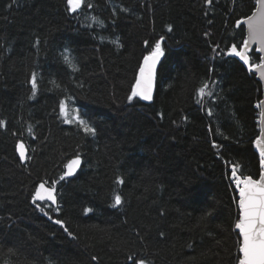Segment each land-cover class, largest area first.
I'll list each match as a JSON object with an SVG mask.
<instances>
[{"label": "trees", "instance_id": "trees-1", "mask_svg": "<svg viewBox=\"0 0 264 264\" xmlns=\"http://www.w3.org/2000/svg\"><path fill=\"white\" fill-rule=\"evenodd\" d=\"M256 6L0 0V264H239L231 173L261 172L262 89L228 53ZM156 43L153 99L129 100ZM53 182L56 206L33 203Z\"/></svg>", "mask_w": 264, "mask_h": 264}, {"label": "snow or ice", "instance_id": "snow-or-ice-1", "mask_svg": "<svg viewBox=\"0 0 264 264\" xmlns=\"http://www.w3.org/2000/svg\"><path fill=\"white\" fill-rule=\"evenodd\" d=\"M82 3L83 0H68L69 10L75 12L80 8ZM257 5L255 13L244 21H237L238 28L241 23L247 25L248 35L247 39L242 41L243 50L238 51V46L233 44L228 53L230 56L239 57L245 64L249 63V57L246 53L253 42L259 45L258 51L264 52V0H257ZM161 55H163V52L160 43H156L154 50L144 57L129 100L136 96H139L142 100L152 99L156 65ZM65 61L71 65V60L68 56H65ZM257 67H264V64L257 65ZM32 86L35 92V76L32 78ZM207 87L208 85L205 84L199 89L201 95L204 94ZM261 104L264 105V101ZM61 111L64 112L63 103L61 104ZM79 123L86 133H95V129L90 127L86 121L80 120ZM0 126H3V122H0ZM256 146L259 149L261 167L264 168V140L257 139ZM19 155L21 161H23L25 159V146L23 143L19 144ZM79 164L80 160L78 158L71 160L66 165L68 171L64 175H72L74 169ZM231 176L239 193V216L235 223V228L239 230L238 235L242 237L239 247L242 257L239 258V264H264V172H261L259 179H253L251 176H246L242 173L238 175L234 167ZM60 179H64V176H61ZM54 192L55 182H53L52 187H46L44 183H41L34 193L33 203L37 201H50L52 204H56ZM114 199L116 205L121 203L119 195H116ZM55 222L61 224L63 227L62 221L57 220ZM138 264H145V262L141 260Z\"/></svg>", "mask_w": 264, "mask_h": 264}, {"label": "water", "instance_id": "water-1", "mask_svg": "<svg viewBox=\"0 0 264 264\" xmlns=\"http://www.w3.org/2000/svg\"><path fill=\"white\" fill-rule=\"evenodd\" d=\"M257 7H258V5L256 6V8H255V10L252 12V14L253 13H255V11H256V9H257ZM251 14V15H252ZM250 15V16H251ZM248 18V17H247ZM246 18V19H247ZM246 19H244V20H246ZM244 20H242V21H244ZM241 24H243L244 25V28H245V40L247 39V35H248V33H247V25L246 24H244V23H241ZM258 47H259V45L257 44V43H255V42H253L250 46H249V49H248V51H247V56L249 57V53H250V51L251 50H253V49H255L256 51H257V53L260 55V64H264V52H260V51H258L257 49H258ZM240 50H243V46L241 47V49ZM245 68H246V70L249 72V73H252V74H254L255 76H256V79L259 81V83L261 84V89H262V96H261V102L262 101H264V67H257V66H251L250 65V62L248 63V64H245L242 60H240L239 59V57H235ZM161 59H162V55L160 56V58H159V61H158V63H157V65H156V70H155V75H154V80H153V89H152V97H153V92H154V88H155V76H156V71H157V68H158V65H159V63H160V61H161ZM144 60V59H143ZM143 60H142V63H141V65L143 64ZM260 64H258V65H260ZM138 75H139V71H138V74H137V77H138ZM139 97V96H138ZM140 98V97H139ZM141 99V98H140ZM142 100V99H141ZM142 101H144V102H150L151 100H142ZM261 102H260V123H259V125H260V134H259V136H258V138L257 139H260V140H264V134H262V133H264V115H262V114H264V105H262L261 104ZM257 141V140H256ZM256 141H255V149H256V151H257V153L259 154V149L257 148V146H256ZM18 154H19V146H18ZM26 154H27V152H26V150H25V159H26ZM260 155V154H259ZM20 156V155H19ZM24 159V160H25ZM23 160V161H24ZM68 171V169L66 170V172ZM261 172H264V168H262L261 167ZM261 172H260V174H261ZM73 173H74V171H73ZM260 174H259V176H260ZM73 175V174H72ZM71 176V175H70ZM259 176H258V178L257 179H259ZM69 176H65L64 175V178H68ZM41 184V183H40ZM39 184V185H40ZM39 185L37 186V188L39 187ZM45 186L46 187H49L47 184H45ZM37 188H36V190H37ZM236 188V187H235ZM35 190V191H36ZM236 193H237V197L239 198V193H238V190L236 189ZM54 195H55V192L53 193ZM38 202H43V201H38ZM48 202H50V201H48ZM51 203V202H50ZM56 204H57V200H56ZM56 204H53V205H55L56 206ZM238 211H239V209H238ZM235 230H236V232L238 233V229H236L235 228ZM239 239H240V243H241V241H242V237H240L239 236ZM240 257H242V253H240Z\"/></svg>", "mask_w": 264, "mask_h": 264}, {"label": "bare ground", "instance_id": "bare-ground-1", "mask_svg": "<svg viewBox=\"0 0 264 264\" xmlns=\"http://www.w3.org/2000/svg\"><path fill=\"white\" fill-rule=\"evenodd\" d=\"M82 20V19H81ZM81 22V21H80ZM79 22V23H80ZM86 22V21H85ZM84 22V23H85ZM89 25V22L88 23H86V25ZM81 25V24H80ZM82 25H85V24H82ZM95 27H96V25H95ZM82 28V27H81ZM84 28V27H83ZM87 28H89V27H87ZM93 28V27H92ZM97 28V27H96ZM87 31V30H86ZM102 37V36H101ZM100 37V38H101ZM220 48V47H219ZM214 57V56H213ZM210 60V59H209ZM161 62V61H160ZM160 64V63H159ZM209 65V64H208ZM159 66V65H158ZM158 69V68H157ZM216 70V69H215ZM217 72V71H216ZM156 73H157V71H156ZM218 73V72H217ZM211 75H213V74H211ZM215 75V74H214ZM217 79V78H216ZM155 86H156V76H155ZM154 91H155V88H154ZM153 95H154V92H153ZM136 97H138V96H136ZM139 98V97H138ZM140 99V98H139ZM152 99H153V97H152ZM152 99H151V101H152ZM141 100V99H140ZM142 101V100H141ZM150 101V102H151ZM144 102V101H143ZM150 102H144V103H150ZM207 102V101H206ZM19 146V145H18ZM25 150H26V148H25ZM17 152H18V147H17ZM26 152H27V150H26ZM19 155V154H18ZM26 156H27V154H26ZM19 158H20V156H19ZM25 161H26V159L24 160V161H22V163L24 164L25 163ZM225 162V161H224ZM66 170H67V168H66ZM66 173V172H65ZM74 173H75V169H74ZM74 173H73V175H74ZM73 175H71V176H73ZM64 176V175H63ZM71 176H69V177H71ZM68 177V178H69ZM68 178H64V179H68ZM236 186V185H235ZM236 189V188H235ZM113 192V191H112ZM56 196V195H55ZM57 200V199H56ZM44 202V201H43ZM48 202V201H47ZM50 203V202H49ZM52 204V203H51ZM53 205V204H52ZM53 206H55V205H53ZM112 206V205H111Z\"/></svg>", "mask_w": 264, "mask_h": 264}, {"label": "rangeland", "instance_id": "rangeland-1", "mask_svg": "<svg viewBox=\"0 0 264 264\" xmlns=\"http://www.w3.org/2000/svg\"><path fill=\"white\" fill-rule=\"evenodd\" d=\"M66 112V110L64 111V113ZM236 187V186H235Z\"/></svg>", "mask_w": 264, "mask_h": 264}]
</instances>
